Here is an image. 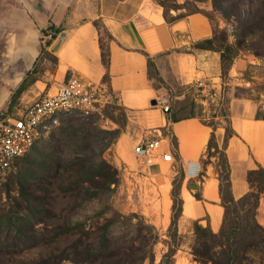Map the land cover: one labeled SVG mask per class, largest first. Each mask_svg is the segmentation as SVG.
Wrapping results in <instances>:
<instances>
[{"label":"crops","instance_id":"1","mask_svg":"<svg viewBox=\"0 0 264 264\" xmlns=\"http://www.w3.org/2000/svg\"><path fill=\"white\" fill-rule=\"evenodd\" d=\"M205 19L201 14H191L167 23L161 7L154 0H0V107L6 105L10 95L36 66L37 79L20 94V103L34 100L71 75L78 76L86 83L104 86L116 105L129 114L128 119L141 128L151 127L157 137L163 138L161 153H170L168 137H171L175 162L183 169L186 163L200 166L206 158L212 133L221 145L222 125L219 123L213 129L197 118L180 117L173 108L162 113L156 103L166 100V94L177 86L186 88L203 78L221 81L219 53L191 50L195 42L211 37V27ZM94 22L111 36V40H104L109 51L107 69L101 61L99 34ZM48 31L54 36L46 50L56 58V63L39 57L40 47L47 41L44 34ZM60 38L61 42L54 50ZM148 59L155 66L160 83L154 84L156 81L148 77ZM106 72L107 81L104 80ZM232 72L233 69L230 77ZM234 72L237 74L236 70ZM176 98L182 99L183 94ZM237 101L234 99L229 108L232 114L228 119L234 136L229 138L225 150L235 199L250 190L247 172L258 166L264 169L258 156V152L264 155V143L258 146L244 137V126L264 121L254 119L252 108L245 102H242V114L238 116L241 106ZM203 167L204 175L197 189L200 200L192 196L189 192L192 190L184 188L182 182L181 218L190 221L207 216L202 226L208 224L216 233L223 209L214 161L210 159ZM150 171L159 176L161 166H152ZM209 186L213 188L214 197L206 195ZM167 197L170 206L168 193ZM166 222L167 217H164L163 224Z\"/></svg>","mask_w":264,"mask_h":264},{"label":"rangeland","instance_id":"2","mask_svg":"<svg viewBox=\"0 0 264 264\" xmlns=\"http://www.w3.org/2000/svg\"><path fill=\"white\" fill-rule=\"evenodd\" d=\"M176 1L179 4L185 2V0ZM193 2L194 7L210 17L211 27L225 30L228 41L234 42L233 26L238 14L240 17L244 16L247 9L245 4L238 6L239 11H234L230 8V3H227L225 13H223L220 8L216 12L213 11L211 0ZM186 12L180 10L171 12V15L176 16ZM102 37L106 38L104 34ZM232 69L230 77L229 73ZM235 70L237 74H235ZM221 82L224 84L226 100L223 114L227 117L222 115L216 121L203 119L200 107L194 101V88L191 84L186 88L180 86L173 88L164 98H166L170 109L173 108L176 112L184 111L185 114L192 112L195 115L194 118L204 124L220 123L224 133L225 121L226 119L229 121L228 116L232 114L229 108L234 99L238 100L237 103L241 106L238 107V116L242 114V102L252 108L254 119L258 109L264 113V60L256 58L249 49H243L233 60L226 77L224 79L221 77V81L218 83ZM180 93L183 94V98L178 100L176 97ZM13 94L10 95L4 106V108L8 107L9 111H13L20 103L14 101L10 106ZM156 114L158 113L156 112ZM128 116L129 114L123 108L115 105L112 109L111 107L104 109L102 118L72 116L59 119L57 124L48 126L41 140L25 156L30 163L28 167L30 170L26 176L30 179L45 176L56 159L67 163L75 158H85L87 162L94 161L96 164L100 159L105 160L116 171V184L111 186V190H104L96 198L91 197L89 200H84V203L83 196L89 195V193L82 192L77 199L69 202L58 197L52 204L53 213L59 215V211L63 209H65L63 214L68 210L71 211V223L78 229L81 228L89 232L97 231L112 214L117 213L120 217L110 231L112 240L117 243L118 247L133 250L136 255L150 253L151 261L146 259L143 264H160L170 248L175 251L172 258L173 264H198L193 260L191 254L195 241L194 225L195 223L200 225L201 221L206 222L207 216L200 220L187 221L180 215L176 224L170 228L173 215L171 194L173 192L182 199L180 188L184 182V188L188 191L192 190V193L189 191L192 196L199 195L197 189L200 187L199 180L203 173V164H200V172L196 178H186V167L183 169L173 159L171 148L173 143L171 137H168L169 158H158L153 164V167L161 166V174L158 176L152 171L148 173L147 171L151 167H147V169L146 165L134 159L132 155L134 141L141 135L146 136L147 134L155 139L157 133L155 134L151 127H139L134 120L128 119ZM115 130L119 131L116 137L110 134V131ZM165 135L168 136L167 133ZM222 143L223 140L220 146L217 144L218 147H221ZM210 159L214 161L215 166L218 161L217 155ZM21 162L16 165L13 171L0 178V253L6 254V256L0 255V264H33L39 254V250L35 247L42 243L44 236L46 237L45 218L38 214V207L33 204L28 205L20 197L16 183L18 174L22 172ZM36 163H40L39 168L34 167ZM214 170L216 173V168ZM181 171L184 175L182 180L180 179ZM81 173L82 177L88 181L91 180V176L95 177L101 174L97 166L89 169L87 164ZM100 182L91 181L87 185L91 187V190L98 192L101 190ZM165 184L169 185L167 193L171 203L168 208L167 222L163 224L162 203ZM260 199L262 200H259L258 203L256 219L264 227V194ZM78 229L75 230L76 234H79ZM170 233L175 236V239L170 238ZM14 251L21 252L20 255L15 256V262L7 259ZM261 251H263V261L260 264H264V245ZM254 260V264H258L259 256L255 255ZM62 264L71 263L64 262Z\"/></svg>","mask_w":264,"mask_h":264},{"label":"trees","instance_id":"3","mask_svg":"<svg viewBox=\"0 0 264 264\" xmlns=\"http://www.w3.org/2000/svg\"><path fill=\"white\" fill-rule=\"evenodd\" d=\"M162 9V15L167 23H172L182 19L187 15L201 14L208 19L211 24V19L206 16L192 2H203V0L187 1L183 4L177 3L176 0H155ZM212 9L214 12L220 8L223 13L226 10V4L230 3V8L234 11H239L238 6H246L244 16L238 14L236 23L234 24V42L228 41V35L225 30H220L214 26L211 27V37L195 42L192 51H213L220 55V75L224 79L233 63V60L239 55L243 49H249L253 55L261 60H264V0H211ZM180 10L187 11L176 16L171 15V12ZM225 17V14H224ZM99 34V47L101 53V61L105 69L108 68L109 51L104 40H111L108 32L98 24L93 23ZM103 31V32H101ZM44 33V32H43ZM57 33V32H56ZM103 34L106 36L104 39ZM45 35V34H44ZM51 40H47L40 47V60L47 59L56 63V58L49 53L46 48L50 45ZM148 77L156 82H161L158 73L150 59L147 60ZM37 66L27 74L26 78L15 90L12 96V103L18 101L20 94L26 87L35 82ZM104 80H108V74L104 75ZM115 105L110 106L111 109ZM108 108V107H107ZM258 109L255 119L264 121V113ZM182 118H194V113H184V111L176 112ZM222 115H225L222 113ZM226 116V115H225ZM227 117V116H226ZM176 118L172 121L175 122ZM204 124V123H203ZM215 129L217 124L206 123ZM110 134L117 136L118 130L110 131ZM234 136V132L230 128V122L225 121V133L221 147H218L215 136L212 133L207 145L206 160L203 165L210 163V158L217 155V164L215 165L217 180H218V195L220 206L223 209L222 221L217 233L211 231L209 225L201 226L198 223L194 225L195 241L191 250L193 260L198 264H254V256L258 255L260 264L263 261L262 247L264 245V227L258 223L257 208L259 200L264 194V169L258 166L255 170H249L246 174V181L250 190L242 197L235 199L231 191L230 168L226 157V145ZM27 156V154L25 155ZM25 156L17 159L16 165L20 161L22 172L18 174L17 186L20 192V197L28 205L38 207V214L45 219V233L41 244L35 247L39 250L38 259L33 264H62L69 262L71 264H143L147 259L151 261V254L136 255L133 250L123 249L117 246L111 238V229L119 221L120 215L114 213L109 219L102 224L97 231L89 232L83 229H78L71 223V211H59V215L53 213V202L59 197L61 200L77 199L82 192L89 193L83 196L84 200H89L91 197L96 198L99 193L110 191L111 186L116 184V171L105 160L100 159L96 164L94 161H86L85 158H75L71 162H64L60 159L54 160L50 169L47 170L45 176L30 179L27 172L30 163ZM40 163L34 165L39 168ZM89 169L97 166L101 174L95 177L91 176L88 181L82 177V171L86 167ZM180 179L184 175L180 172ZM204 175L201 173L200 177ZM97 179V180H94ZM100 182L101 190L96 192L91 190L87 183ZM197 200H200V195H194ZM172 210L170 228L176 224V220L181 215L182 199L177 194L172 192ZM35 208V207H34ZM73 210V208H72ZM169 228V231H170ZM78 229L79 234L75 233ZM170 238L173 240L175 236L171 233ZM73 237H75L73 239ZM14 251L10 254V261H14L15 256L21 252ZM175 251H169L163 256L160 264H173V256ZM1 256H6L0 253ZM1 258V257H0ZM15 262V261H14Z\"/></svg>","mask_w":264,"mask_h":264},{"label":"built area","instance_id":"4","mask_svg":"<svg viewBox=\"0 0 264 264\" xmlns=\"http://www.w3.org/2000/svg\"><path fill=\"white\" fill-rule=\"evenodd\" d=\"M54 34L48 31L44 40H52ZM222 85V86H221ZM194 88V101L200 107L205 121H216L225 110L224 84L212 79H198ZM116 105L113 96L104 86L86 83L78 76H69L63 83L55 86L30 102H21L13 111L0 107V178L16 167L17 159L28 154L44 135L48 126L57 124L63 117H103L107 107ZM156 106L162 113L170 111L166 100H157ZM162 139L147 135L135 142L132 155L147 167H152L156 159H167L168 153L160 152ZM186 163L185 177L196 178L199 166ZM148 169V168H147ZM195 174L190 175L191 170ZM149 173V169L147 171Z\"/></svg>","mask_w":264,"mask_h":264},{"label":"bare ground","instance_id":"5","mask_svg":"<svg viewBox=\"0 0 264 264\" xmlns=\"http://www.w3.org/2000/svg\"><path fill=\"white\" fill-rule=\"evenodd\" d=\"M244 137L249 143L253 144V141H254V143L257 144L258 146L260 143H264V123H258V124H254V125L244 126ZM258 156L260 157V159L264 163V155L261 156L258 152ZM193 165H194L193 163H189V168H193ZM195 172H196V169H194V170L192 169L190 172V175L195 174ZM168 188H169V185L165 184L164 185V191H163L164 192V200L162 203V214L164 215L165 219H166L167 214H168V206H169V200L167 197ZM206 195H209L210 197H214V192H213L212 186H209L208 190L206 191Z\"/></svg>","mask_w":264,"mask_h":264},{"label":"water","instance_id":"6","mask_svg":"<svg viewBox=\"0 0 264 264\" xmlns=\"http://www.w3.org/2000/svg\"><path fill=\"white\" fill-rule=\"evenodd\" d=\"M60 42H61V38L57 42V45H55L54 50H56V48L58 47V45L60 44ZM200 223H201L200 225L202 226V223H205V221H201Z\"/></svg>","mask_w":264,"mask_h":264}]
</instances>
